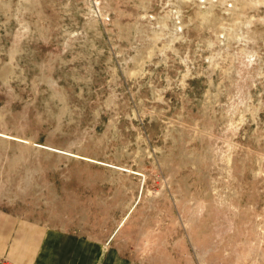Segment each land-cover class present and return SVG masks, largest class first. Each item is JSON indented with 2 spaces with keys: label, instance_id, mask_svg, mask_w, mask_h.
Here are the masks:
<instances>
[{
  "label": "rangeland",
  "instance_id": "obj_1",
  "mask_svg": "<svg viewBox=\"0 0 264 264\" xmlns=\"http://www.w3.org/2000/svg\"><path fill=\"white\" fill-rule=\"evenodd\" d=\"M0 205L264 264V0H0Z\"/></svg>",
  "mask_w": 264,
  "mask_h": 264
},
{
  "label": "crops",
  "instance_id": "obj_2",
  "mask_svg": "<svg viewBox=\"0 0 264 264\" xmlns=\"http://www.w3.org/2000/svg\"><path fill=\"white\" fill-rule=\"evenodd\" d=\"M116 230V229H115ZM53 226L0 205V259L10 264H164L134 260L109 239Z\"/></svg>",
  "mask_w": 264,
  "mask_h": 264
},
{
  "label": "built area",
  "instance_id": "obj_3",
  "mask_svg": "<svg viewBox=\"0 0 264 264\" xmlns=\"http://www.w3.org/2000/svg\"><path fill=\"white\" fill-rule=\"evenodd\" d=\"M0 264H10V263H7L6 261L0 259Z\"/></svg>",
  "mask_w": 264,
  "mask_h": 264
}]
</instances>
